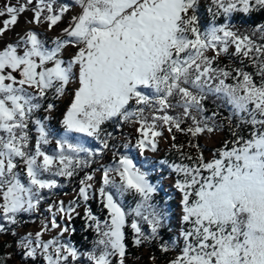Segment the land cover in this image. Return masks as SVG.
<instances>
[{"label": "snow or ice", "instance_id": "snow-or-ice-1", "mask_svg": "<svg viewBox=\"0 0 264 264\" xmlns=\"http://www.w3.org/2000/svg\"><path fill=\"white\" fill-rule=\"evenodd\" d=\"M199 4L5 0L0 8V234L17 235L9 226L17 225L22 214L39 210L45 190L58 187L54 177L70 179L89 167L82 153L94 156L110 149L113 133L104 127L109 122L117 131L125 125L133 128L134 142L124 147L142 156L158 151L165 131L173 141L176 132L190 136L188 147L196 150L193 156L183 151L184 145H171L191 162L168 165L178 177L174 188L181 195V229L175 240L161 236L165 212L153 203L158 189L148 173L120 155L114 166L104 168L98 189L107 218L101 221L89 207L84 209L87 228L96 233L92 249L81 252L61 239L74 233L70 225L80 215V201L86 205L90 199L94 175L85 174L78 199L50 204L51 219L35 236L27 233L17 241L23 264L41 259L44 264H126L127 228L136 247L159 242L165 254L177 247L168 264H264V24L250 33L234 30L230 23L204 29ZM211 4L213 17L264 11V0ZM75 9L54 37L37 31H55ZM29 11L26 24L32 27L8 39ZM225 54L242 58L241 67H219ZM249 66L252 72L245 70ZM70 86L71 100L60 120L64 135L55 141L56 154L50 155L43 146L54 133L46 122ZM209 100L229 106L230 114L220 119L218 110H209ZM177 108L178 114H169ZM41 110L48 115L37 117ZM225 122L232 139L206 159L199 138L219 133ZM32 128L37 137L30 147ZM80 137L92 138L101 147L93 152ZM167 163L160 161L162 166ZM113 172L119 182L110 177ZM129 192L139 197L133 210L139 219L131 222L117 200ZM57 229L56 236L43 239ZM10 258L0 257V264Z\"/></svg>", "mask_w": 264, "mask_h": 264}, {"label": "rangeland", "instance_id": "rangeland-1", "mask_svg": "<svg viewBox=\"0 0 264 264\" xmlns=\"http://www.w3.org/2000/svg\"><path fill=\"white\" fill-rule=\"evenodd\" d=\"M12 4H16L17 0H10ZM5 4V0H0V8H2ZM76 11L78 9H75L73 11H70L64 19V22L55 29L53 32H46L44 27L38 28L37 31L43 36V37H54L60 32V29L63 28L67 22L68 19L76 14ZM32 16V13L26 12L24 13L20 19L19 23L17 24L14 32H9L7 34L8 39H15V34L22 32L27 27H32L31 25L26 24V20L30 19ZM3 18H0L2 20ZM74 51V50H69ZM233 51V49H230V52ZM69 53L66 52L65 56H67ZM212 53H209L211 55ZM226 56L230 55H221L219 57V60L224 59ZM234 57V56H232ZM237 60V64L241 65V59L240 57H234ZM231 81V80H230ZM232 82V81H231ZM71 100V86L69 88V94L66 95L63 99L57 102V110L51 114V119L47 121L48 128L51 132L54 134L57 131H63L62 126L60 124V120L62 119V113L66 109L67 105L70 103ZM45 115H48V113L44 111H39L36 113L37 117H43ZM184 126V125H182ZM31 127V126H30ZM109 132V131H108ZM113 137L110 139V149L104 150L102 152V155L104 156L102 159L98 161V163H95L94 165L91 164L88 167V171L85 174H93L94 179L90 181L89 183L92 184V189L90 190V199L87 201V204L83 201H80V207L77 208V212L80 213L78 216H74V219L71 221V223L77 218L80 219V222L83 224V228L81 230H93L87 228L86 220L84 218V209L85 207H93V209H98L101 212V216H97L98 219L101 221L105 220L108 216L107 209L103 208V205L101 204L100 196L98 189L103 186L102 183V175L104 168L112 167L115 164V161L119 158V156L124 152H127L135 157L133 162L138 164H145L144 166L147 167L144 168L142 171H146L148 173V178L150 182H152L158 189L157 193L153 197V203L156 204L157 201L161 199L163 202L171 203V208L168 214H165V220H164V227L163 229L170 234L171 238L175 240L178 236V233L181 229V195L176 189L174 188L175 180L178 178L176 173L172 172L171 169L168 167L170 164H189L190 161L184 159L180 152L173 148L171 145L175 143L176 145H184L183 151L187 154H192L195 156L196 150L191 149L188 147V141L191 139L190 136L185 135L183 133L176 132L175 141L171 140L170 134L165 131L164 132V138L160 140L159 149L157 152H146L143 156L140 155V153L133 147L129 146L128 148H125L124 145L126 143H129L130 141L134 142L136 133L134 132L133 128L131 126H123L119 131L114 128ZM244 135H247V131L243 133ZM31 136V144H35V140L37 137V133L34 128H32L30 132ZM50 143L48 145L43 146L44 150L50 154L52 150H56L55 140L53 138V135L49 137ZM92 139V138H90ZM232 139L230 133L227 131L226 123L223 127V130L219 133L209 137V136H202L199 138V143L203 146V153L206 159H211L213 152L222 147L224 141ZM93 142L96 145L95 152L100 146L99 142L92 139ZM98 155V154H97ZM164 160L168 163L166 165H161L160 161ZM94 168H93V167ZM84 174V176H85ZM84 176L81 177V179L84 178ZM110 177L114 179L116 182H119V177L113 172L110 173ZM62 181V184L55 189H52L51 191L45 190L47 192V195L45 196V199L40 203L39 210L34 213H24L19 217L20 222L15 226H9L14 228L17 235L13 236L11 232L0 234V245L3 246L4 252L0 257H6L9 254L11 255V258L7 260V264H23L21 252L22 250L17 247V241L25 236L27 233H32L33 236H35V233L41 230V227L44 223H47L48 220L51 219V214L47 212V208L50 204H53L55 202L64 201L65 205L68 204L69 201L78 199V192L79 188L81 187L80 181L81 179H78V174L74 175L72 178L67 179L64 177H57ZM65 187V190H60V188ZM125 195L136 197V204L139 201V197L134 193H127ZM158 205V204H157ZM159 206V205H158ZM161 206V205H160ZM159 206V207H160ZM136 207V205H135ZM129 209L128 213L130 216V221L132 219H139L134 216L133 210L135 209ZM96 216V215H95ZM83 218V219H82ZM59 221V216L57 217ZM61 223H67V221H60ZM71 226V225H70ZM141 226L143 228H147L149 231L148 225L141 222ZM57 230H53L51 232H46L43 235L44 240H49L53 236H56L58 233ZM133 232L130 228L127 229V240L131 242L132 246L128 248L127 255H126V264H156V261L152 259L153 254L150 250V245L152 243H145L144 245L140 247H136L132 243L133 238ZM71 234L65 233L64 237L61 239L63 240H70ZM71 241V240H70ZM72 243V242H71ZM79 249V248H78ZM81 250V252H86L91 250ZM160 249V248H159ZM178 254V248L175 250H172L170 253V256L168 257V260L174 259L175 256ZM36 264H44L43 260H38ZM115 264V261H114Z\"/></svg>", "mask_w": 264, "mask_h": 264}, {"label": "trees", "instance_id": "trees-1", "mask_svg": "<svg viewBox=\"0 0 264 264\" xmlns=\"http://www.w3.org/2000/svg\"><path fill=\"white\" fill-rule=\"evenodd\" d=\"M62 0H57V3H61ZM212 8L214 11V6L211 4V0H200V4H199V9H198V13L200 16V20H201V25L204 29H207L208 27H210L213 23L215 24H222V23H230L231 26L233 27L234 30H238L241 33H245V32H249L251 31V29L258 24H264V11H254L248 15H245L243 13H233L231 17H224V16H217V17H213L212 11H209V9ZM245 63H247V61H245ZM218 66L219 67H224V66H228L229 68L232 67H241V65L239 66L237 64V60L236 58L232 57V56H226L224 59L218 60ZM246 71L252 72L253 69L252 67H248L245 69ZM228 83H232L230 80L227 81ZM222 102L219 100H209L208 101V108L210 111H214V110H218L222 115L220 117V119H222L225 116H228L229 113V106H221ZM219 106V107H218ZM180 109H174V110H170L169 114L171 115H176L180 112ZM226 123V122H225ZM106 131L108 132H114V128L115 125H113L111 122H109L108 124H106L105 126ZM64 133L63 131H57L54 135L53 138L56 141L57 139H60L61 137H63ZM74 135V134H73ZM79 139L83 140L85 142V147H88L89 149H91L93 152H95V148L96 145L93 142L92 139L90 138H83L80 137ZM75 142V141H73ZM56 154V150H52L50 152V155H55ZM121 155H127L129 156V158H131L132 160L135 159L134 156H132L131 154L127 153V152H123ZM82 158H85L89 161V164H95L98 163V161L100 159H102L104 156L102 155V152L99 153L98 155H94V156H86V154H81ZM145 164H138L137 166L141 168V170H143L144 168L146 169L147 167L144 166ZM94 168V167H93ZM88 167L83 168L78 170V179H81L82 176H84L85 173H87L88 171ZM45 178H48L47 175L45 176ZM57 182L58 185L60 186L62 184V181L57 178L54 177ZM65 187L60 188V190H65ZM110 191H115L114 189H109ZM44 195H47V192H44ZM136 197H131L128 195H124L123 197H117L118 202L122 205V207L124 208L125 212H129V209H132L135 207L136 205ZM156 204H158L160 206L161 209L164 210L165 214H168L171 208V203H166L161 201V199L159 201L156 202ZM91 211L94 215L96 216H101V212L98 209H93V207H91ZM130 217L132 216H128V220L130 221ZM71 227L75 229L74 233L71 234L70 236V240L72 242V244L81 249V250H86V249H90L93 247V241L96 238V233L94 232V230H81L83 228V224L80 222V219L77 218V220L73 221L71 223ZM128 229V228H127ZM127 229H126V233H127ZM145 231H148L147 228H144ZM161 232V236L163 238L164 241H169L171 238L170 234H168L163 227L160 229ZM173 240V239H172ZM127 245L128 248H130L132 246L131 242L127 240ZM177 247H173L172 250H175ZM150 250L151 253L153 254L154 257H156L155 261L156 264H168V257L170 256L171 251H169L167 254L162 253L159 249V242H152V244L150 245ZM4 252V248L2 245H0V255H2Z\"/></svg>", "mask_w": 264, "mask_h": 264}, {"label": "built area", "instance_id": "built-area-1", "mask_svg": "<svg viewBox=\"0 0 264 264\" xmlns=\"http://www.w3.org/2000/svg\"><path fill=\"white\" fill-rule=\"evenodd\" d=\"M93 167V166H92ZM83 219V218H82Z\"/></svg>", "mask_w": 264, "mask_h": 264}]
</instances>
